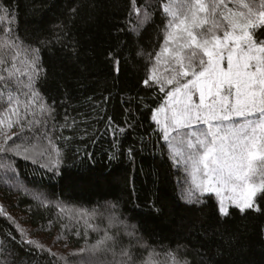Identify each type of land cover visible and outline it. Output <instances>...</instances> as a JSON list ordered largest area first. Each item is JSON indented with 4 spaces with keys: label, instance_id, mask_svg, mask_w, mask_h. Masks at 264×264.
I'll return each instance as SVG.
<instances>
[{
    "label": "trees",
    "instance_id": "1",
    "mask_svg": "<svg viewBox=\"0 0 264 264\" xmlns=\"http://www.w3.org/2000/svg\"><path fill=\"white\" fill-rule=\"evenodd\" d=\"M167 3L137 0L140 7L153 6L154 19L133 31L137 14L131 0H0V10L8 13L0 22L3 67L11 68L15 55L23 70L31 49H38L44 73L37 88L53 109L50 116L37 113L47 123L25 128L24 135L42 137L33 141L36 149L53 155L59 149L62 157L55 173L42 167L45 159L33 163L11 153L4 162L15 161V174L0 168V241L15 264H63L52 248L25 243L35 239L21 237L15 213L36 236H56L79 249L104 234L88 230L84 235L80 214L93 212L97 217L89 222L101 229L111 221L116 253L93 257L95 264H118L121 249L131 252L134 264H172L173 257L187 264H264V198L257 199L259 211L231 206L227 216L219 213L214 194H205L201 202L187 201L185 176L152 120L164 94L143 80L153 68L159 76L168 74L169 55L164 58L162 52ZM228 7L244 10L232 0ZM8 34L19 48L6 46ZM13 141L22 143L15 136ZM81 258L88 264V254Z\"/></svg>",
    "mask_w": 264,
    "mask_h": 264
},
{
    "label": "snow or ice",
    "instance_id": "2",
    "mask_svg": "<svg viewBox=\"0 0 264 264\" xmlns=\"http://www.w3.org/2000/svg\"><path fill=\"white\" fill-rule=\"evenodd\" d=\"M232 2L237 9L244 10L229 8L228 0H208V3L206 0H181L179 7L177 0H168L163 6L169 19L165 25V47L162 48V52L170 57L168 74L159 76L153 68L143 80L144 85L156 86L164 94V103L153 111L152 120L163 134L170 158L177 165L185 164L186 170L190 171L191 186L184 189L185 199L201 202L200 198L206 193H215L219 198L218 211L224 216L229 215L228 203L241 212L259 211L257 199L264 198V39L261 38L264 37V0H259L258 4L246 0ZM131 3L137 14L133 31L142 30L154 19L150 10L153 6L140 7L137 0H131ZM0 11L4 12L0 15V22H3L7 9ZM257 24L259 29L250 31L256 29ZM8 39L11 42H6V46L20 47L11 34ZM170 43L175 46L167 47ZM38 52V49H31L23 62V70L17 67L15 55L11 68H4L6 61L0 57V85L3 86L0 91V109H3L0 112V154H4L0 156V168L6 173L15 174V161L4 162L9 153L33 163L45 159L42 167L54 173L59 171L62 163L59 149H55L54 155L48 149L37 151L33 141L39 142L42 137L24 135L25 128L47 123L37 118V113L50 116L53 112L43 102L37 88V81L44 73ZM156 60L159 62L160 53L156 54ZM119 63L116 60V64ZM24 76L26 82L22 80ZM21 94L26 100L20 99ZM29 113L31 119H27ZM14 127L17 132L12 131ZM13 136L22 143L13 141L9 144ZM43 138H47L46 134ZM48 143L51 144V140ZM256 164L259 167L254 166ZM258 173L260 179L256 183ZM4 182L9 183L7 179ZM35 198L41 200L39 195ZM2 213L4 209L0 206ZM80 215L85 217V236L88 230L103 231L104 234L94 243L86 242L69 256H60L63 264H85L81 254H88V264H95L92 258L103 253L112 252L115 256L111 221L101 229L89 222L96 219L95 212ZM99 215L103 216L102 213ZM75 234L79 236L81 232L77 230ZM20 235L23 238L26 232L21 229ZM25 243L44 249V245L35 240L29 239ZM64 246L67 247V243ZM5 252L8 248L0 241V264H15L8 258L11 253L5 256ZM119 255L122 259L118 264H134L128 249H121ZM172 264L187 262L173 257Z\"/></svg>",
    "mask_w": 264,
    "mask_h": 264
},
{
    "label": "rangeland",
    "instance_id": "3",
    "mask_svg": "<svg viewBox=\"0 0 264 264\" xmlns=\"http://www.w3.org/2000/svg\"><path fill=\"white\" fill-rule=\"evenodd\" d=\"M180 2H181V0H177V7H179ZM241 11H243V10H241ZM181 18H183V17H181ZM258 28H259V24H257V28L256 29H250V31L255 32ZM174 46L175 45H173L171 43L169 45H167V47H169V48H172ZM166 56H168V53H165L163 57L166 58ZM168 58H170V57L168 56ZM163 61H165V60L163 59ZM157 75H158V73H157ZM9 144H10V141H9ZM177 146L178 147H181L182 150L186 152V149H183V147L181 145L178 144ZM36 150L39 151L38 149H36ZM177 159H180V158L178 157ZM177 166L180 168V170L182 171V173L185 176V180H184L183 187H182V194L184 196V189L191 186V175H190V171L189 170H186L187 166L185 164L181 163V164H179ZM254 166L259 167L258 164L254 165ZM259 179H260V177H259V173H258L257 174V177L255 179V182L256 183H259ZM211 194H214L215 195V193H211ZM216 198H217V200L219 202V198L218 197H216ZM227 206H228V208H230L231 206H235V205H233L231 203H228ZM14 217L18 219V220H16V222L20 226V228L22 227L23 230H25V232H28V233H26L27 236H31L32 239H35L36 241L41 242V244L46 245V246L52 248L53 250H55L56 252H58L61 256L62 255L63 256H69V254L71 252H74L75 250L78 249V248L72 247L71 245H68L67 247H65L64 246L65 245V242H63L62 240L61 241L60 240L56 241L57 240L56 239V236L53 237V239H51V240L49 239L48 236H45V235L36 236L35 235L36 234V230H31L30 227L24 222V220H22L23 218L20 216V214L17 215V213H15V216Z\"/></svg>",
    "mask_w": 264,
    "mask_h": 264
}]
</instances>
